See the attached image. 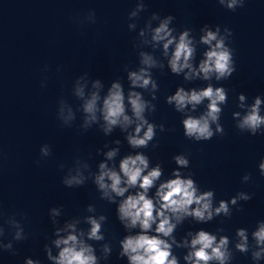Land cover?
<instances>
[{
	"label": "clouds",
	"instance_id": "clouds-1",
	"mask_svg": "<svg viewBox=\"0 0 264 264\" xmlns=\"http://www.w3.org/2000/svg\"><path fill=\"white\" fill-rule=\"evenodd\" d=\"M216 2L232 12L246 4V0ZM145 11V0H136L127 16L128 31L137 33L132 42L137 65L135 68L127 64L122 66L127 89L120 78L112 80L106 88L104 81L92 79L85 72L71 85V95L79 104L74 107L61 96L56 108V119L61 127L71 128L79 113L82 132L96 127L109 137L118 129L131 151L121 156L122 141L118 138L105 142L102 148L96 149V155L103 159L95 171L87 159L76 157L61 182L67 188H79L91 181L100 200L116 205V219L126 233L118 241L117 258L126 259L127 264H181V260L183 264H232L237 252L250 253L253 264H259L264 260V220L257 221L251 233L247 228H237L231 238L221 234L224 231L221 227L215 232L203 228L189 230L180 239L175 235L185 221L208 224L217 217L230 219L234 208L243 210L240 202L253 198L251 193L239 191L228 200L217 201L214 189L201 190L193 178L194 173L185 171L190 169L187 154L171 157L176 167L166 177L162 164H153L149 155L142 151L150 144L153 149L159 146L152 143L157 138V130L160 133L174 131L148 118L157 110L154 102L158 100L159 83L154 78V70L163 72L167 68L172 75L182 77L185 83H205L203 87L177 86L164 98L165 103L181 115L186 139L206 142L225 134L220 120L223 106L228 103L229 90L213 82L227 81L236 72L231 47L233 32L228 27L222 29L220 25L204 24L197 38L191 28L178 31L173 26V15L161 16L156 12L138 28L137 21ZM74 22L95 24V10L90 9ZM200 47L204 50L198 53ZM44 70L47 71V66ZM45 83L46 78L41 87ZM236 107L240 110L232 112L235 128L250 136H264V96L256 95L249 103L244 93H238ZM39 151L41 158L52 154L48 144L42 145ZM58 167L63 170L65 165L61 163ZM257 167L264 176V158ZM241 180L248 183L252 176L247 173ZM84 211L86 215L65 219L61 224L58 218L63 215V206L49 209L53 232L43 244L49 264H107L109 261L113 247L105 236L104 225L108 217L98 213L94 204H88ZM19 215L21 219L16 218V213L5 218L0 211V253L15 255L14 242L28 239L21 222L27 217L23 213ZM8 236L11 239H7ZM96 243L99 244V255ZM177 249L185 250L182 257L175 254ZM23 264H41V261L25 257Z\"/></svg>",
	"mask_w": 264,
	"mask_h": 264
}]
</instances>
